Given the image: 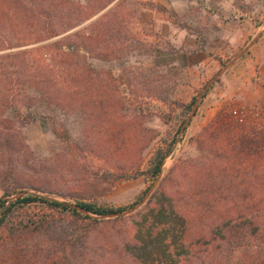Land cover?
Masks as SVG:
<instances>
[{
	"label": "rangeland",
	"instance_id": "rangeland-1",
	"mask_svg": "<svg viewBox=\"0 0 264 264\" xmlns=\"http://www.w3.org/2000/svg\"><path fill=\"white\" fill-rule=\"evenodd\" d=\"M4 1L0 9V199L11 202L20 193L53 198L43 193L47 188L114 210L135 207L155 182L146 176L131 180H118V176L124 171L133 174L139 166L147 171L157 149H166L174 137L177 140L191 111L187 106L239 53L229 51L220 59V69H211V76L205 78L188 77L172 65L154 68V52L174 48L164 42L172 32L168 22L196 29L198 23L209 21L213 7L205 0H115L64 31L69 17L44 25L29 6L22 9ZM100 3L70 0L61 8L80 11L83 17L97 11ZM239 7L245 11V20L264 29V9ZM223 75L175 141L151 196L166 179L168 193H176L192 211L210 210L209 231L221 217L234 218L222 224H229L228 236L231 230L238 231L239 244L231 240L222 263L264 264V129L231 122L232 106L227 104L211 116L220 99L217 89H212ZM219 120L239 129L231 142L217 127ZM54 128L66 129L69 140L59 139ZM148 200L121 217L125 223L95 229L93 241L104 245L114 264H134L111 252L120 235L132 232L133 220ZM235 205L256 207L236 220L237 213H225ZM45 214L60 218L45 205L30 203L19 209L16 222L35 221ZM201 229L191 226L190 241L197 251H206L213 248L203 245L211 234L207 242ZM7 235L8 231L0 230V264H52L41 259L30 262L25 243L16 248Z\"/></svg>",
	"mask_w": 264,
	"mask_h": 264
},
{
	"label": "trees",
	"instance_id": "trees-1",
	"mask_svg": "<svg viewBox=\"0 0 264 264\" xmlns=\"http://www.w3.org/2000/svg\"><path fill=\"white\" fill-rule=\"evenodd\" d=\"M114 1L99 0L101 3L97 11L83 17L80 16V11L76 13L72 8L67 11L61 8L69 4L70 0H6L4 2L19 6L22 9L29 6L28 10L44 25L50 24L52 19L60 17V20H63L67 16L71 21L64 31H68L76 28L97 12L106 9ZM93 2L94 0H89V4H93ZM72 3L69 5H73ZM55 34L50 36H55ZM62 45L61 41L57 43L59 48ZM194 101L195 99L187 106V109L190 110ZM220 120L217 127L225 133L228 142H231L235 135L234 132L239 129L233 128L232 125H224ZM207 131L208 129H205L204 133L207 134ZM54 134L61 140L66 142L69 140L68 131L64 128H54ZM242 137L244 138L241 134ZM175 141L176 137L167 145L166 149L163 147L157 149L147 171L142 172L139 166L133 174L124 171L118 176V180H131L146 176L155 182L162 172L164 160L171 153ZM242 152L244 150H241L240 154H243ZM165 180L163 179L146 206L137 214L138 218L133 220L132 232L125 237L120 235L119 244L114 247L115 250L111 253H117L122 259H129L134 264H205L207 259H209V264H223V251L231 245V240L233 244H239L237 241V238L240 237L238 231L234 232L230 229L231 233L229 232L230 236H228L225 228L229 224H222L223 220L232 223L234 218L226 217L229 215L223 216V219L221 217L218 220L219 224L209 231L210 225L207 221L210 218V210L205 209L202 213L192 211L185 203H182L180 197H176V193H168ZM43 190V193H49L55 200H49L40 195H28L11 202L0 199V230L8 231L9 242L16 248L24 242L28 249L26 256L29 257L30 262L41 259L42 262L52 264H114V261L108 260L110 255L106 254L107 250L104 245H96L95 240L93 241V233L102 224L106 225L118 221L125 223V220L123 218L96 219L81 213L66 203H70L67 200H73L75 205L96 216L112 214L124 211V209L114 210L97 204L81 202L78 200L80 198L72 193L50 191L47 188ZM56 198H62L63 201ZM30 203H41L52 212H57L60 218L57 219L55 215L45 214L35 221L16 222L19 209ZM255 207L253 205H235L231 209H227L225 213L230 214V211H233V213L238 214L236 220H239L244 218L240 216L242 212L252 211ZM249 223L248 225H250ZM194 224L201 226L200 232L203 235V240H207L208 234H211V240L209 242L207 240L208 243L203 245L212 244L213 248L197 251L196 244H192L190 241L191 226ZM246 229L247 227L244 229L245 232ZM6 245L4 244L5 248Z\"/></svg>",
	"mask_w": 264,
	"mask_h": 264
},
{
	"label": "crops",
	"instance_id": "crops-1",
	"mask_svg": "<svg viewBox=\"0 0 264 264\" xmlns=\"http://www.w3.org/2000/svg\"><path fill=\"white\" fill-rule=\"evenodd\" d=\"M205 1L213 9H209V21L198 23L196 29L180 28L168 22L166 26L172 32L165 35L164 42L174 48L155 51L154 68L172 65L188 77H210L211 69L212 72L220 69V59L229 51L240 52L261 30L254 21L244 19L245 11L236 0ZM216 86L212 91L217 89L220 99L218 106L210 108L213 118L219 106L227 104L236 108L264 100V35L224 73Z\"/></svg>",
	"mask_w": 264,
	"mask_h": 264
},
{
	"label": "water",
	"instance_id": "water-1",
	"mask_svg": "<svg viewBox=\"0 0 264 264\" xmlns=\"http://www.w3.org/2000/svg\"><path fill=\"white\" fill-rule=\"evenodd\" d=\"M262 35H264V29H262L261 31H259L251 40L250 42L235 56L233 57L231 60H229L214 76L213 78L207 83V85L202 89V91L199 93V95L196 97L195 101L192 104L191 107V111L187 117V119L185 120V122L183 123L181 129H180V133L179 136L176 140V143H178L180 136L182 135V133L185 131L186 127L188 126V124L192 121V119L195 117L197 109L200 105L201 100L203 99V97L206 95L207 91L218 81V79L226 72L228 71V69H230L238 60H240L245 54L248 53V51L257 43V41L262 37ZM162 176V172L159 174L157 180L155 181L154 185L151 187V189L147 192L146 196L144 197V199L135 207L127 210V211H120V212H115L112 214H107V215H102V216H96L95 218L100 219V220H109V219H115V218H121V217H125L130 215L131 213H134L135 211H137L138 209L141 208V206L150 198L152 192L154 191L155 187L157 186V184L160 181V178ZM25 193H20L19 195H17L14 200H16L19 197H22ZM49 200H55L53 198H49L46 197ZM68 205H70L71 207L77 209L78 211H80L81 213H84L85 215H90V213L83 209L80 206H77L75 204H71V203H66Z\"/></svg>",
	"mask_w": 264,
	"mask_h": 264
},
{
	"label": "built area",
	"instance_id": "built-area-1",
	"mask_svg": "<svg viewBox=\"0 0 264 264\" xmlns=\"http://www.w3.org/2000/svg\"><path fill=\"white\" fill-rule=\"evenodd\" d=\"M242 7L264 8V0H236ZM231 122L238 125H250L257 130L264 129V100L242 107H230Z\"/></svg>",
	"mask_w": 264,
	"mask_h": 264
}]
</instances>
